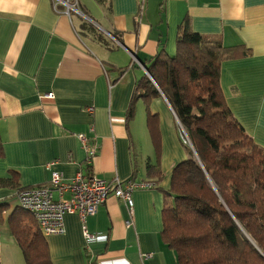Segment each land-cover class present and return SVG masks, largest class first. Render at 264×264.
Masks as SVG:
<instances>
[{
  "label": "crops",
  "instance_id": "1",
  "mask_svg": "<svg viewBox=\"0 0 264 264\" xmlns=\"http://www.w3.org/2000/svg\"><path fill=\"white\" fill-rule=\"evenodd\" d=\"M65 1L0 0V177L13 169L22 185L43 186L53 170L70 180L90 165L86 173L107 181L148 183L133 192L130 227L127 205L115 195L85 224L77 213L66 214L64 234L43 233L52 261L178 264L162 237L164 189L188 153L173 108L158 97L152 110L159 114L161 152L151 136L156 163L150 156L138 166L136 107L146 104L133 99L135 86L163 46L176 53L185 26L227 46L246 45L251 55L223 62L221 82L233 113L264 147V0H71L76 9ZM81 136L96 148L91 164ZM14 194L0 188V201ZM85 228L107 240L87 245ZM5 239L1 232V264H26L13 235Z\"/></svg>",
  "mask_w": 264,
  "mask_h": 264
},
{
  "label": "trees",
  "instance_id": "2",
  "mask_svg": "<svg viewBox=\"0 0 264 264\" xmlns=\"http://www.w3.org/2000/svg\"><path fill=\"white\" fill-rule=\"evenodd\" d=\"M181 30L175 54L163 46L145 63L153 79L146 74L133 96L146 104L157 155L161 132L152 102L158 97L170 103L179 133L182 126L196 152L180 138L188 158L174 167L171 187L164 189L163 240L175 249L178 264H264V147L233 113L221 82L223 62L251 51L188 26ZM134 108L130 105L131 116ZM9 173L0 177V188L15 190L18 201V193L30 187L22 185L18 171ZM11 209L9 200L0 201V236L7 223L26 264H54L35 217L19 203Z\"/></svg>",
  "mask_w": 264,
  "mask_h": 264
},
{
  "label": "built area",
  "instance_id": "3",
  "mask_svg": "<svg viewBox=\"0 0 264 264\" xmlns=\"http://www.w3.org/2000/svg\"><path fill=\"white\" fill-rule=\"evenodd\" d=\"M70 1L66 0L65 3L76 9V3L72 5ZM47 96L54 98L55 94L54 92H48ZM181 138L185 143L190 142L184 129L181 132ZM81 139L85 142V148L90 154L87 161L91 164L96 148L88 146L84 136H81ZM55 164V162H52L49 167ZM147 185L149 184L136 183L133 179L124 181L115 178L112 181H107L91 173H86L82 169H79L72 179L67 180L61 171L53 170L49 184L20 191L18 193V203L22 209L35 217L45 235L64 234L66 232V214L77 213L83 224H85L87 217L95 215L108 197L115 195L127 205L130 218L126 220V224L127 227H130L133 225L132 215L135 206L133 192L137 187ZM84 235L87 245L95 241L107 240L106 236L96 235L86 228Z\"/></svg>",
  "mask_w": 264,
  "mask_h": 264
},
{
  "label": "rangeland",
  "instance_id": "4",
  "mask_svg": "<svg viewBox=\"0 0 264 264\" xmlns=\"http://www.w3.org/2000/svg\"><path fill=\"white\" fill-rule=\"evenodd\" d=\"M136 111H137L136 123H137L138 131L135 132L134 150H135L136 162L138 163L139 167H142V165L147 162L146 159H148V157H150V156L152 157V160H154L153 163H156V157L154 155V148H153L151 135L149 133L147 123H146V107H145V105H137ZM182 130L183 129L181 126V132H182ZM139 140L142 141V145L140 144ZM189 141H190V139H189ZM187 144L192 146L191 142H188ZM191 148L193 149L194 153H196L195 149L193 147H191ZM197 176H200V175L197 174ZM9 202H11V208H12L11 211H12L16 207V205H18V201H17L16 197H12V198H9ZM1 232H2V238L3 239H5L7 236L12 237L7 223H5L2 226ZM3 244L5 246L6 239L3 241Z\"/></svg>",
  "mask_w": 264,
  "mask_h": 264
},
{
  "label": "water",
  "instance_id": "5",
  "mask_svg": "<svg viewBox=\"0 0 264 264\" xmlns=\"http://www.w3.org/2000/svg\"><path fill=\"white\" fill-rule=\"evenodd\" d=\"M150 77H151V75H149ZM151 79H153L152 77H151ZM191 146V145H190ZM191 147H193V146H191Z\"/></svg>",
  "mask_w": 264,
  "mask_h": 264
},
{
  "label": "clouds",
  "instance_id": "6",
  "mask_svg": "<svg viewBox=\"0 0 264 264\" xmlns=\"http://www.w3.org/2000/svg\"><path fill=\"white\" fill-rule=\"evenodd\" d=\"M150 75V74H149ZM183 129V128H182ZM183 140V139H182Z\"/></svg>",
  "mask_w": 264,
  "mask_h": 264
}]
</instances>
